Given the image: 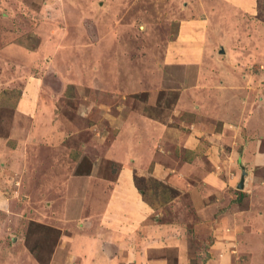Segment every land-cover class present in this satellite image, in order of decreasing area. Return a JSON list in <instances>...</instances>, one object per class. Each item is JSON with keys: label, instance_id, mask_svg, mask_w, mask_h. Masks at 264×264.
Wrapping results in <instances>:
<instances>
[{"label": "rangeland", "instance_id": "rangeland-1", "mask_svg": "<svg viewBox=\"0 0 264 264\" xmlns=\"http://www.w3.org/2000/svg\"><path fill=\"white\" fill-rule=\"evenodd\" d=\"M220 46L227 55H240L236 64L248 76L242 108L253 114L248 130L264 155V0H0V136L21 162L15 169V158L9 159L11 170L0 176V185L5 184L0 187V264L91 262L70 257L71 245L58 244L60 236L96 202L101 209H126L112 201L120 195L119 163L126 161L154 218L184 229L188 258L183 264H264V232H248L245 223L251 208L262 214L260 224L264 220V163L245 168L251 175L242 180L241 168L230 159L237 144L234 130L224 121L204 114L206 125L200 128H209L207 133L198 130L190 137L201 143H196L198 153L211 145L221 167L234 168L231 183L219 180L223 173L206 175L209 191L202 178L191 180L205 192L196 190L193 197L199 198V191L213 205L202 216L203 204L193 203L189 186L151 174L155 161L163 167L173 163L163 160L166 150L174 155L173 143L181 141L175 133L194 122L192 107H177L179 93L199 77L200 56L198 65L213 66L203 55L207 52L219 62ZM124 128L131 133L120 137ZM158 128L174 137L163 139ZM150 134L162 138L163 147L151 145ZM134 139L141 142L136 151L124 143ZM188 154L182 152L184 160ZM199 155L210 172L209 161ZM13 190L18 193L12 199ZM213 190L219 191L216 196ZM226 214L231 215L227 221L245 224L238 236L215 232ZM114 245L105 263L126 264V254L135 255L134 246ZM163 254L166 262L157 259L160 264H177L174 248Z\"/></svg>", "mask_w": 264, "mask_h": 264}, {"label": "crops", "instance_id": "crops-1", "mask_svg": "<svg viewBox=\"0 0 264 264\" xmlns=\"http://www.w3.org/2000/svg\"><path fill=\"white\" fill-rule=\"evenodd\" d=\"M220 47L221 48H219L218 51V54L220 55V63L216 60L213 52H207L206 55L203 54L204 57L209 60L211 64H213V66L198 65L197 62L200 63L201 56L200 60H197V62L194 60V66L196 62V65L198 66L196 69L200 75L195 84L191 83L192 85L182 89L177 100V107H179V109L192 107V109L189 110V113L190 116L194 118V122L190 123L188 128L184 127V129L182 128L179 133H175L177 134L176 137L178 140L180 139L181 141L177 144L173 143V147H177L171 151L174 155L171 156L170 154V156H168L170 152L166 150L164 158L159 156L160 158H163L166 163H173L163 167L160 163H157L158 161H155L151 172V174L158 180L163 179L169 184L182 185L184 189L189 186V190L191 191L190 193H192V196L190 195V197H192L193 203L196 202L197 204H203L202 209L199 210L200 213L198 212L199 216H202L201 213H205L212 208L213 205L209 203L210 197L205 196L204 194H199V191L200 193L205 192L199 190L198 188L196 189L191 180L196 177L199 179L202 178L203 182L201 181V184L205 187V191H209L210 188H208L205 184L213 177L218 178V176L223 173L225 176L219 180L227 181V183H231V179L234 180L235 178L234 175H232L234 168H231L232 171L230 169L227 172V170L224 169V166L221 167V164L216 161V156H214V158L212 157L214 147L211 145L199 153H202L203 157H206L212 169L209 172L202 168V162H200L201 157H199L200 155L198 151H196L199 145L201 146V143L193 138V141H191L190 137H193L196 133H201L198 131H202L200 126L203 128V125H206L204 119L205 117H203L204 114L209 113V115H213V117H210L211 120L214 119L222 122L224 121V127L228 126L229 129L232 128L234 130V139L237 141V144H235L230 151V159L232 158L236 161V164L241 168V172L248 168H256L257 165L264 163V155L259 152L258 145L254 140L255 135L251 133L253 131L248 130V122L249 120H252L253 114L249 113L245 107L242 108L243 104L246 102V92L243 94V90L241 89H243V84H246L245 82L248 81V76L242 73L241 68L236 64V56L239 55V53H233V51H231V54L227 55L228 51H225L223 46ZM230 57L234 58L235 61L229 59ZM211 70L213 72L210 73ZM203 74H207L206 77ZM209 74H214V77L219 79L218 82L213 83L212 76ZM205 79L208 82L207 84L205 83ZM230 89H235V91L232 92ZM229 94L234 96L228 98L227 96ZM208 108H210V111ZM18 111L21 113L19 109ZM158 129L159 131H162L160 132V136L164 133L163 139H167L168 135H170L171 138L174 137V135L170 133L169 129H167L169 132H164V129L160 130L161 128ZM208 129L206 128L204 131L207 133ZM130 133L129 129L124 128L119 135L120 137H123ZM150 135H152L149 139L151 145L155 144L163 147L160 143L162 138L158 139L154 136V134ZM187 137L190 139L189 142ZM203 139L207 138L203 137ZM134 140L137 142H123L127 145H133L134 150L136 151L137 147H141V142L137 139ZM171 142H174V140ZM189 143H191L192 146ZM196 143L199 145L197 146ZM177 150L178 153H176ZM182 152L189 153L188 155H191L190 158L188 157L187 160H184ZM151 153L152 152H150V156ZM12 155L13 152L11 155L9 154L5 141L0 136V176H6V173L8 174L11 170L12 167H9V164L12 161H9V159L12 160L15 158ZM15 160L14 168L16 169V167L21 165V162L18 157H16ZM126 162L119 163L121 171L115 185L117 186L116 189H119L118 193L120 195L112 200L118 205L123 203L121 206L126 209L119 210L114 207H104L101 209L99 207L97 208V206H99L97 202L94 203L93 206H88L85 210L81 211L82 214L77 216L78 219L73 224L71 223V226L65 227L66 231H62L58 244H70L71 247L67 254L73 258L76 256H84L91 260L92 263L88 262V264H108L104 261L106 260L107 255H109V252L111 253L110 249L115 246L114 244H118L116 247H122V244H129L130 247H135L133 249L135 254L134 256L132 253L130 255L126 254L127 256L124 258L126 264H160V261H157V259H161L162 262H166L165 255L163 253L165 250L171 248H174L177 251V264H183L188 258V254L186 252V244H188V240L186 238L188 237L186 236L184 229L180 225L173 223H159L154 218V209L143 201V194L135 187L133 180L130 177V165H127L128 163ZM246 173H248V175H245V177L249 178L251 175L250 171L248 170ZM206 175H211V178L206 179V177L208 178ZM205 179L207 182H205ZM2 184L3 186L5 185L4 183ZM196 190H199L196 194L199 198L193 197L195 196L193 192L195 193ZM218 192L219 191L217 190H213V195ZM17 193V191L13 190L11 198H15L14 195ZM1 194L2 193L0 192V200H4ZM97 194L99 195V191H97ZM252 209L253 208H251L248 213L245 212L246 217H248V220L245 222L247 226L246 228H248V232L256 233L258 235V232H264V220L262 221V224H260L259 219L257 218L262 217V214L259 215V210H254L258 213L256 214L255 212H252ZM228 216L231 217L230 214L220 216L214 227L215 232L218 231L220 234L223 232H235V235L238 236L239 232H241V226L245 224H243V222L239 223V220L236 221L235 218L233 221H227L226 218H228ZM241 218L242 217L240 216V219ZM66 233L67 236H64ZM214 244L234 243L229 241L220 242L216 240ZM90 245L92 246L90 247ZM128 247L127 249L129 250L130 247ZM124 248H126V246ZM137 256L141 259V261L137 262L134 260ZM129 257L134 258L129 259Z\"/></svg>", "mask_w": 264, "mask_h": 264}, {"label": "water", "instance_id": "water-1", "mask_svg": "<svg viewBox=\"0 0 264 264\" xmlns=\"http://www.w3.org/2000/svg\"><path fill=\"white\" fill-rule=\"evenodd\" d=\"M244 175H245V172L242 171V180H243V178H244ZM242 182H243V181H242ZM238 187H239L240 189L243 188V184L241 183Z\"/></svg>", "mask_w": 264, "mask_h": 264}]
</instances>
